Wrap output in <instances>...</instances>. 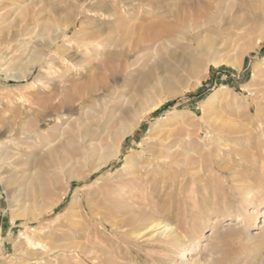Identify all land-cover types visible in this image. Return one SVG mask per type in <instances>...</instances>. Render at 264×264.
I'll list each match as a JSON object with an SVG mask.
<instances>
[{
  "label": "rangeland",
  "instance_id": "rangeland-1",
  "mask_svg": "<svg viewBox=\"0 0 264 264\" xmlns=\"http://www.w3.org/2000/svg\"><path fill=\"white\" fill-rule=\"evenodd\" d=\"M13 1L0 264H264V0Z\"/></svg>",
  "mask_w": 264,
  "mask_h": 264
},
{
  "label": "bare ground",
  "instance_id": "bare-ground-1",
  "mask_svg": "<svg viewBox=\"0 0 264 264\" xmlns=\"http://www.w3.org/2000/svg\"><path fill=\"white\" fill-rule=\"evenodd\" d=\"M13 5H15V2L13 1V0H0V37L2 36V35H7L8 36V34H10V31H11V23H9L8 22V20L10 19V17H11V15H12V10L13 9H11V7L13 6ZM20 5V4H19ZM22 7V6H21ZM20 9V8H19ZM27 11V10H26ZM23 13H24V11H23ZM22 16V15H21ZM30 17V16H29ZM15 19V18H14ZM27 19V18H26ZM22 20V19H21ZM25 20V19H24ZM10 21V20H9ZM17 21V20H16ZM20 22V21H19ZM18 22V24H20ZM22 24V23H21ZM14 25V24H13ZM39 25V23L37 24V29L40 27V26H38ZM16 26V25H15ZM14 26V27H15ZM20 27V26H19ZM16 28V27H15ZM30 28V27H29ZM31 29V28H30ZM36 29V30H37ZM27 29H22V28H20L19 29V31H17L16 33H17V35H16V38H14L15 39V41H18L19 42V38L21 39V38H23V36H24V31H26ZM135 31V30H134ZM29 33V32H28ZM28 33H27V35H28ZM37 33V32H36ZM11 35V34H10ZM14 35V34H13ZM37 35V34H36ZM39 35V34H38ZM37 35V36H38ZM6 36V37H7ZM29 36V35H28ZM11 37H14V36H11ZM30 37V36H29ZM8 38V37H7ZM25 39H26V37H25ZM37 39V38H36ZM32 40V39H31ZM10 41V40H9ZM14 41V40H13ZM13 41H11V43L13 42ZM23 42V41H22ZM26 42V41H25ZM35 42V41H34ZM153 42V41H152ZM151 42V43H152ZM11 43L10 44H1L0 45V47H1V49H0V51L1 52H3V54H6V56L4 57V60H5V62H8L10 59H12L11 57H12V53H14L13 55L15 56V53L16 52H14L15 50L10 46L11 45ZM20 43V42H19ZM24 43V42H23ZM31 43V42H30ZM142 44H143V42H141ZM140 43V44H141ZM8 45L11 47V51H9V48H8ZM13 45V44H12ZM136 45V44H135ZM25 47V45H22V47ZM27 46V45H26ZM136 47H138V46H136ZM3 50H5V51H3ZM18 50V49H17ZM5 52H7V53H5ZM18 52V51H17ZM2 55V54H1ZM17 55V54H16ZM15 58V57H14ZM108 66V65H107ZM108 68V67H107ZM105 69V68H104ZM106 129V128H105ZM105 129H104V131H105ZM103 130V129H102ZM106 161V160H105ZM104 161V162H105ZM157 223V220H155V219H152V220H150L149 219V222L147 223V225H146V227L144 228V230L146 231V232H149V231H153V229H155V228H157V227H160L161 225L159 224H156ZM156 230V229H155ZM154 230V231H155ZM157 230H159L160 232L157 234V237L159 236V237H162V236H164L165 234H167V232L168 231H170L166 226L164 227H161L160 229H157ZM143 234H145V232L143 233ZM142 234V235H143ZM141 235V236H142ZM169 235V234H168Z\"/></svg>",
  "mask_w": 264,
  "mask_h": 264
}]
</instances>
